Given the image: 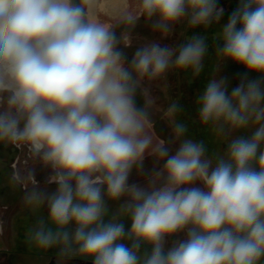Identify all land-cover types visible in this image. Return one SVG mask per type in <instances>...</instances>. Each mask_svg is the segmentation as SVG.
I'll return each mask as SVG.
<instances>
[{"label":"clouds","instance_id":"1","mask_svg":"<svg viewBox=\"0 0 264 264\" xmlns=\"http://www.w3.org/2000/svg\"><path fill=\"white\" fill-rule=\"evenodd\" d=\"M218 3L136 0L105 22L94 0H0V143L26 149L54 185L24 191L46 209L25 230L28 246L90 264H264V0H239L213 37L218 62L246 70L240 83L229 92L213 76L196 101L224 152L188 135L178 102L167 108L168 141L155 135L152 104L136 103L146 79L199 76L207 37L151 41L128 63L127 35L116 31L141 17L162 36L181 23L207 29L223 16ZM147 157L152 173L130 182ZM25 176L35 181V169Z\"/></svg>","mask_w":264,"mask_h":264},{"label":"rangeland","instance_id":"2","mask_svg":"<svg viewBox=\"0 0 264 264\" xmlns=\"http://www.w3.org/2000/svg\"><path fill=\"white\" fill-rule=\"evenodd\" d=\"M114 0H96V16L105 22H114L126 8H134L136 0H118L121 3L117 12L112 11ZM226 23L222 17L219 25ZM188 27L186 23L177 24L174 31L167 36H162L158 31L153 30L152 22L146 21L143 17L131 29L124 26L117 28V35H127L128 45H121L122 51L130 63L138 47L151 41H157L161 46L178 47L186 42ZM243 66L233 63L230 60L220 61L216 66L215 78H226L229 85V92L236 87L245 73ZM249 78H257L256 73H249ZM181 70L171 69L163 77L156 80H144L141 88L137 90L136 103L143 106L146 101L152 104L150 109L151 120L155 135L168 141L172 138L170 126V114L167 108L171 102H178L181 98L182 84ZM184 93L187 88H184ZM188 93V92H187ZM201 125V123H200ZM202 126V125H201ZM190 133V132H189ZM251 130L237 131L232 133L230 138L238 135H250ZM217 141V139H216ZM227 145V144H226ZM172 151L178 146L169 145ZM224 152L227 147L223 144L217 149L209 148L213 152ZM155 162L153 158L147 157L144 161V175H137L133 172L130 182L144 184L147 176L152 173ZM35 169V181L26 178L28 170ZM49 170L42 167L32 159L27 150L20 146L5 145L0 143V264H90L80 256L62 257L58 251L37 250L25 243L24 233L30 224L34 223L38 215H46V209H37L23 200L26 189L39 182L43 187L48 185ZM54 189V185H48ZM111 207L115 209L116 204Z\"/></svg>","mask_w":264,"mask_h":264},{"label":"flooded vegetation","instance_id":"3","mask_svg":"<svg viewBox=\"0 0 264 264\" xmlns=\"http://www.w3.org/2000/svg\"><path fill=\"white\" fill-rule=\"evenodd\" d=\"M238 2L239 0H219L218 6L223 8L224 13L222 17L226 19V22L233 11V8L237 7ZM181 84L182 90L179 105L181 106L182 111L179 113V119L187 125L188 135L197 141L204 140L210 149H217V147L219 148L222 144L227 147L226 143H223L222 140L214 136L208 128L200 125L196 101L204 89H201L199 83ZM184 88H187L185 93L183 90Z\"/></svg>","mask_w":264,"mask_h":264},{"label":"trees","instance_id":"4","mask_svg":"<svg viewBox=\"0 0 264 264\" xmlns=\"http://www.w3.org/2000/svg\"><path fill=\"white\" fill-rule=\"evenodd\" d=\"M236 7L233 8V10ZM225 19V18H224ZM219 24H213L209 28L205 29L204 27H196V28H188L186 40L190 38L193 34L205 35L207 37V44L209 46L208 53L206 54L203 64L204 68L203 71L200 73L199 76H193L190 71H183L181 70V78L183 82L187 83H199L201 89H204L205 84L209 80V78L213 77L216 73V66L218 63L217 57L215 55V45L216 42L214 41L213 37L217 31L220 29Z\"/></svg>","mask_w":264,"mask_h":264},{"label":"crops","instance_id":"5","mask_svg":"<svg viewBox=\"0 0 264 264\" xmlns=\"http://www.w3.org/2000/svg\"><path fill=\"white\" fill-rule=\"evenodd\" d=\"M108 6H112V11L113 12H117L118 9H120V7L122 6L120 2H118V0H114L112 4L108 5ZM96 9V0H94V10ZM96 13V12H95Z\"/></svg>","mask_w":264,"mask_h":264}]
</instances>
